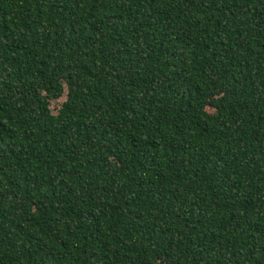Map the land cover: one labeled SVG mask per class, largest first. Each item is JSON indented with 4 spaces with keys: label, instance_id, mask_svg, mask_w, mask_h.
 I'll list each match as a JSON object with an SVG mask.
<instances>
[{
    "label": "trees",
    "instance_id": "16d2710c",
    "mask_svg": "<svg viewBox=\"0 0 264 264\" xmlns=\"http://www.w3.org/2000/svg\"><path fill=\"white\" fill-rule=\"evenodd\" d=\"M0 264H264V0H0Z\"/></svg>",
    "mask_w": 264,
    "mask_h": 264
},
{
    "label": "rangeland",
    "instance_id": "374dc122",
    "mask_svg": "<svg viewBox=\"0 0 264 264\" xmlns=\"http://www.w3.org/2000/svg\"><path fill=\"white\" fill-rule=\"evenodd\" d=\"M64 99H65V93L63 94V96L59 100L52 101L50 103L49 108H50V111L52 114H56L57 108L63 102Z\"/></svg>",
    "mask_w": 264,
    "mask_h": 264
}]
</instances>
